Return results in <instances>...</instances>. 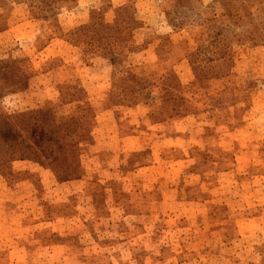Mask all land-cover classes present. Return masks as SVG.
I'll list each match as a JSON object with an SVG mask.
<instances>
[{
	"label": "rangeland",
	"instance_id": "374dc122",
	"mask_svg": "<svg viewBox=\"0 0 264 264\" xmlns=\"http://www.w3.org/2000/svg\"><path fill=\"white\" fill-rule=\"evenodd\" d=\"M0 113V264H264V0H0Z\"/></svg>",
	"mask_w": 264,
	"mask_h": 264
},
{
	"label": "trees",
	"instance_id": "16d2710c",
	"mask_svg": "<svg viewBox=\"0 0 264 264\" xmlns=\"http://www.w3.org/2000/svg\"><path fill=\"white\" fill-rule=\"evenodd\" d=\"M123 10V8H118L116 10ZM92 18H95V16L91 17L88 22L81 24L78 26L74 32H77V34L84 33V31H91L92 36H96L97 38H101L104 36V32L112 28V24H107L103 21L97 22L96 20H92ZM132 22H134L133 19H131ZM83 31V32H81ZM46 113V110L42 109H36L34 111H28V112H22L17 113L15 116L17 125H20V119H22V130L24 129L23 126H26L28 124H34L35 122L38 123V117L41 116V122L44 123V117L43 114ZM36 126V125H35ZM19 127V126H18ZM16 127L14 123L10 120L9 116L3 115L0 113V128L5 129L9 133H16L20 128ZM42 130L45 132L47 124L42 125ZM18 128V129H17ZM33 134V130L31 131ZM47 132H50V129L47 130ZM33 137V135H30L28 137V140H30ZM51 147L50 143L48 142V139H37L26 142V139L22 137V143L19 147L10 148L11 152H16L18 150L19 154L18 156L26 157V158H34L37 161L43 162L47 161L48 164H51L53 167L58 168L59 162L56 157H51L50 154L45 155L43 151H45L47 148ZM59 172H61V175H68L71 173L76 172V169L73 171H61L59 169Z\"/></svg>",
	"mask_w": 264,
	"mask_h": 264
}]
</instances>
